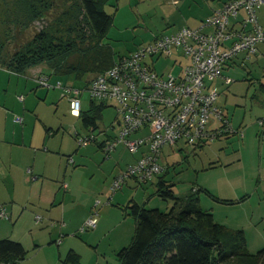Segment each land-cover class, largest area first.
<instances>
[{
    "label": "rangeland",
    "instance_id": "1",
    "mask_svg": "<svg viewBox=\"0 0 264 264\" xmlns=\"http://www.w3.org/2000/svg\"><path fill=\"white\" fill-rule=\"evenodd\" d=\"M186 5L182 2V8H186ZM177 6L178 4L171 0H111V3L104 4L103 8L113 12V20L108 26L107 35L101 41L94 33L79 0H0V64L9 60L15 52L28 47L30 41L34 42V36L42 32L47 35L45 45L54 54L62 45H69V51L63 60L62 56L58 55L37 65L43 68L42 73L49 75L51 83L59 79L64 84L83 86L98 71L97 65L101 60L110 56L109 49L114 57L127 54L151 41L156 35L171 33L181 26L188 25L182 23L183 14ZM257 18L259 24L264 27V4L258 8ZM235 20L236 17L230 19L231 22ZM168 21H175V24ZM257 47L262 50V55L251 53L246 56V52L240 53L234 58V62L228 66L224 64L223 74L232 79L229 84H220V78L215 81L219 85L217 103L227 113L233 132L225 129L227 133L224 134L228 136H215L200 147V144L187 145L184 140L164 146L161 154L166 155L165 165L162 160L160 162L165 169L157 177L162 176L167 182L173 183L175 195L181 198L176 204L175 199L163 198L156 193V176L141 184H135L128 178L123 188L115 191L120 195L113 198L112 193L111 201L105 202L111 192L106 188V180L119 167L125 168L141 156L140 152H131L122 143L108 157L99 147L93 148L95 142H90L92 144L85 147L89 150L85 161H80V155H75L74 158L78 161L75 167L85 166L87 175H95L92 179L90 176L85 187L89 188L96 178L99 179L97 187L91 193V204L96 199L101 201L97 207V227L99 226L100 231L93 238L97 240L101 233L107 234L97 252L99 264H120L116 252L131 241L135 222L126 206L128 203L135 201L148 208L157 207L161 210H168L175 204L177 212L193 186L206 188L219 198L232 199L234 202H225L215 199L203 190L197 192L200 206L210 210L216 222L226 228L244 230L249 252L254 253L264 247V122H259L264 118V44L259 42ZM60 62L62 71H66L68 65H71L77 67L81 76L46 72L55 71L52 65ZM155 66L159 72L166 73L171 70L172 60L168 57L159 58ZM36 68L26 71V77L34 73ZM172 70L176 73L178 67ZM27 83V91H31V94L36 87L47 89L41 85L32 88L34 83L30 79H27ZM51 89L58 92L60 99V89ZM81 98L82 109H87L90 106L87 93H83ZM62 99V103L56 108V98L49 95L46 101L40 102L39 107L32 111L30 109L35 107H28V111L40 114V125L42 117L44 121L52 122L55 126L61 121V128L69 137V142L82 153L84 148L80 147L72 133L74 129L82 133L87 130L81 118L70 113L67 99ZM105 101L108 105L102 106V115L97 119V124L110 135L118 127L116 101ZM100 102L101 99L95 100V103ZM25 124H29L26 118L23 125ZM147 131L148 129L144 128L133 135L146 134ZM100 137L105 138V135ZM123 190L125 192H121ZM16 195L19 198L18 190ZM242 197L245 198L241 199ZM9 204L8 202L7 205ZM21 204L17 202L20 214ZM55 204L59 205V202ZM3 206L7 208L4 204ZM27 207L35 212L34 218L24 219L23 214L18 218L15 213L10 217L11 212L8 209L10 218H0V238L19 240L29 249L28 255L19 264H63V254L58 259H54V254L50 255L52 250L53 253L56 252L54 248L56 249L63 237L68 234L80 237L96 229L80 230L78 225L67 232V229L62 228L60 206L52 210L51 204L37 202L34 205L27 204ZM66 208H72L75 219L85 209L83 205H79V198ZM37 215L41 220L35 221ZM49 218H54V221ZM47 228L54 235L52 240L46 231ZM110 230L112 232L109 234ZM89 253L91 263L97 264V255L92 254L96 252L93 250Z\"/></svg>",
    "mask_w": 264,
    "mask_h": 264
},
{
    "label": "built area",
    "instance_id": "2",
    "mask_svg": "<svg viewBox=\"0 0 264 264\" xmlns=\"http://www.w3.org/2000/svg\"><path fill=\"white\" fill-rule=\"evenodd\" d=\"M262 4L264 0H227L213 8L199 26H181L174 32L156 35L127 54H118L109 67L95 73L85 86L64 84L59 79L50 83L49 75L44 73L36 76L38 84L60 89L75 116L82 109L83 93H87L89 102L101 99L108 105L106 99L116 101L119 129L115 136L99 138L106 132L98 124L86 126V133L78 129L72 133L79 145L99 142L106 156L120 143L131 152L141 153L111 179V193L105 202L111 201L112 193L128 178H135L140 184L162 173L165 167L160 156L166 144L184 140L187 145L197 146L218 136L223 128L233 132L228 117L217 104L219 87L215 81L217 78L224 84L232 81L223 74V67L239 52L245 51L246 56L262 55L257 47L259 42L264 43V27L257 18V9ZM241 9L244 14L238 17ZM231 17L236 20L231 22ZM162 57L172 60L171 70L166 73L156 70L155 62ZM175 67L176 73L172 70ZM211 119L218 123L212 128ZM14 120L22 122L23 118L14 115ZM259 122L262 124L264 118ZM144 128L148 133L132 136ZM73 162V156H67V163ZM62 187L66 188L67 183L63 182ZM100 203L96 199L94 206ZM97 215L94 209L80 230L94 228ZM0 218H9L3 205ZM40 219L38 215L35 217V221Z\"/></svg>",
    "mask_w": 264,
    "mask_h": 264
},
{
    "label": "crops",
    "instance_id": "3",
    "mask_svg": "<svg viewBox=\"0 0 264 264\" xmlns=\"http://www.w3.org/2000/svg\"><path fill=\"white\" fill-rule=\"evenodd\" d=\"M171 1L178 4L177 8L180 13L183 14V24L185 23L191 26H199L205 17L212 12L213 8L221 6L227 0ZM182 2L187 4L186 8H182ZM243 14L244 11L241 9L238 13V17ZM168 23L175 24V21H168ZM240 53L245 54V51L239 52L235 57H237ZM235 57L229 60L226 63V66L234 62ZM34 67H37L34 73H30L29 76L26 77L25 72L17 73L6 67L0 66V205L4 204L7 206V209L11 212L10 217L13 213H15L18 218H21V215L23 214L22 218L28 220L32 217L34 218L35 212L32 208H28L27 204L34 205L37 202L40 204L43 202L51 204L52 210L57 208V206H60L61 208L59 209V212L61 214L62 228H65L67 229V232H70L78 225L81 227L92 211L97 209L99 206H94V203L91 204V193L97 187L99 179L96 178L94 183L89 188H86L85 184L89 181L90 176L92 179L95 175H87L85 166L75 167L78 162L74 158L75 155L78 154L77 157L80 155L79 160L85 161L87 159L86 153L89 151L88 149H85V147L87 148L92 143L80 145V147L82 146L84 148L83 152L80 153L78 150L79 148L75 146L73 147L71 142H69V137L65 132H63V128H61L63 127V123L61 121L60 124L55 126L52 122L44 121L42 117V125H40L38 122L41 117L40 114L28 111V107H35L30 109L31 111L39 107L40 102L46 101V98L49 95L56 98V108H58L62 103V98H66L60 95L61 98L58 99V92L55 89H51L56 88L53 86L46 87L41 85L47 89L36 87L34 88L33 94H31V91H27V79H30L34 83L32 88L36 85L40 86V84H36L37 81L35 78L42 73L41 69L43 68H39L37 65ZM31 68L33 67H30L29 69ZM29 69L26 71H29ZM220 84H223L222 80ZM23 92H25V94ZM59 94H61V92ZM19 95H22L23 98L20 99L18 97ZM217 104L222 109L223 113L228 117L223 107L219 103ZM18 114L23 118V124L25 123V118L29 124L23 125L20 124L22 122L19 123L18 121H15L14 115ZM216 123V121L211 119L209 122L210 128H212V126ZM85 129L87 130L86 127ZM118 129L119 125L116 131L110 135L106 133L105 136H115ZM224 133H227V131L223 128V131L220 132L218 136H228ZM138 135L139 134L136 136ZM134 136L135 135H133V137ZM95 143L96 144L93 148L99 147L103 150L99 145V142ZM204 143L206 142L201 143L198 147L202 146ZM118 146L119 145H117V147ZM116 149H114L113 152L116 151ZM69 155H72L74 158V162L71 164L67 163V156ZM165 159L166 155L161 154L160 160H162L164 165ZM119 165L120 161L117 162L118 167ZM120 169L123 168L119 167V169H117L111 177ZM110 178L106 180V188L109 189L111 182ZM128 180H131L135 184L138 183L135 181V178H129ZM63 182L67 183L66 188L62 187ZM101 187L103 186L101 185ZM16 190L19 191V198L16 195ZM121 192L125 191L123 190ZM116 195L118 196L120 193H113V198H115ZM77 197L79 198V205H83V208L85 209H83L80 216L75 219L72 214V208L67 209L66 206L72 204L75 199H78ZM81 197H83V199H81ZM125 199L126 197L121 200L123 201ZM8 202L10 203L9 205H7ZM17 202L18 204L22 203L20 205L22 208V214H20L21 210L18 208ZM56 202H59V205H56ZM49 219L54 221V218ZM94 228H96L95 231H88L80 237H77L75 234H68L63 237L60 243L56 246V249L54 248L56 252L53 253L52 250L50 255L53 256L54 254V259H58L62 256V254L64 256L68 249L72 248L80 254L83 264H90L91 254L89 251L91 252L94 250L96 253L92 254L97 255L102 240L107 236V234L101 233L99 238L94 240V235L100 231L99 226L97 227L96 225ZM112 230L114 229L112 228ZM112 230L109 231V234ZM46 231H48V235L52 240L54 235H52L51 230L47 228ZM95 241H97L96 244ZM98 259L99 256L97 255V264H99Z\"/></svg>",
    "mask_w": 264,
    "mask_h": 264
},
{
    "label": "trees",
    "instance_id": "4",
    "mask_svg": "<svg viewBox=\"0 0 264 264\" xmlns=\"http://www.w3.org/2000/svg\"><path fill=\"white\" fill-rule=\"evenodd\" d=\"M79 1L94 33L103 41L114 15L113 12L106 11L103 6L111 3V0ZM46 40V34L37 33L34 36V42L30 41L28 47L15 52L0 66L17 73H24L30 67L44 60L54 59L58 55H61L63 60L69 51V45H62L54 54L45 45ZM106 46L109 49V46ZM109 52L110 56L104 57L97 65V72L106 69L114 61L112 50L109 49ZM52 66L55 71L46 72L81 76L77 67L68 65L66 71H62L61 62ZM89 80L90 78L83 86ZM89 103L90 106L87 109H81L78 117L81 118L85 127H95L97 119L101 118L104 104L95 103V101ZM114 176L115 174L112 178ZM157 179L156 193L159 196L173 198L175 204L181 200L174 193L173 183L167 182L162 176H158ZM201 190L217 200L234 202L232 199L214 196L206 188L193 186L177 212L175 204L168 210H161L157 207L148 208L135 201L128 203L126 206L134 218L135 228L130 243L120 247L116 252L120 264H264V247L254 253L249 252L243 229L224 227L214 220L210 210L200 206L197 192ZM243 198L245 197L241 199ZM28 252L29 249L19 240L0 238V264H19L26 258ZM63 264L83 263L80 254L70 248L63 257Z\"/></svg>",
    "mask_w": 264,
    "mask_h": 264
}]
</instances>
